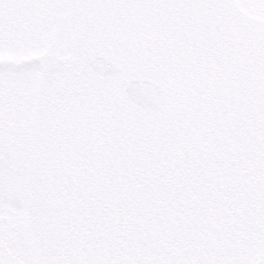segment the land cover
Segmentation results:
<instances>
[{
	"label": "rangeland",
	"instance_id": "1",
	"mask_svg": "<svg viewBox=\"0 0 264 264\" xmlns=\"http://www.w3.org/2000/svg\"><path fill=\"white\" fill-rule=\"evenodd\" d=\"M181 15L0 0V264L264 260V95L217 91ZM98 55L123 73L95 77ZM145 78L166 92L156 113L123 95Z\"/></svg>",
	"mask_w": 264,
	"mask_h": 264
},
{
	"label": "snow or ice",
	"instance_id": "2",
	"mask_svg": "<svg viewBox=\"0 0 264 264\" xmlns=\"http://www.w3.org/2000/svg\"><path fill=\"white\" fill-rule=\"evenodd\" d=\"M180 12L184 52L204 69L216 90L253 80L264 95V0H132ZM255 12L256 20L247 13ZM234 264H264V260Z\"/></svg>",
	"mask_w": 264,
	"mask_h": 264
},
{
	"label": "water",
	"instance_id": "3",
	"mask_svg": "<svg viewBox=\"0 0 264 264\" xmlns=\"http://www.w3.org/2000/svg\"><path fill=\"white\" fill-rule=\"evenodd\" d=\"M88 71L101 80L118 77L122 70L103 56H96L88 64ZM126 102L146 113H156L162 108L166 94L159 84L149 79H133L123 89Z\"/></svg>",
	"mask_w": 264,
	"mask_h": 264
}]
</instances>
